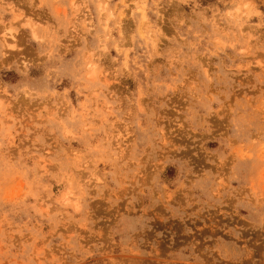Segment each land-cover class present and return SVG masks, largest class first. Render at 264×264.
<instances>
[{"label": "clouds", "instance_id": "9594fccd", "mask_svg": "<svg viewBox=\"0 0 264 264\" xmlns=\"http://www.w3.org/2000/svg\"><path fill=\"white\" fill-rule=\"evenodd\" d=\"M0 264H264V0H0Z\"/></svg>", "mask_w": 264, "mask_h": 264}]
</instances>
